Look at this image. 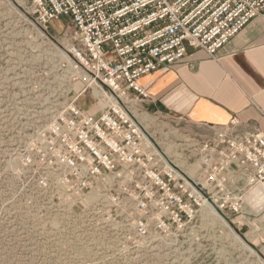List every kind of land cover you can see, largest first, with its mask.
Wrapping results in <instances>:
<instances>
[{
	"label": "built area",
	"instance_id": "2783aa9c",
	"mask_svg": "<svg viewBox=\"0 0 264 264\" xmlns=\"http://www.w3.org/2000/svg\"><path fill=\"white\" fill-rule=\"evenodd\" d=\"M26 2L47 33L51 21L66 18L61 35L49 34L61 39L75 64L69 81L78 79L79 68L88 86L98 88L96 98L107 96L98 112L83 107L79 95L48 106L49 120L16 146L45 256L71 264H132L157 239L190 234L206 205L234 224L245 215L264 218V132L238 129L234 118L191 137L185 143L196 166L191 177L173 166L133 110L152 99L143 76L181 62L189 48L216 59L254 18L264 17V0ZM210 241L213 250L222 245ZM221 251L207 255V263L226 261Z\"/></svg>",
	"mask_w": 264,
	"mask_h": 264
},
{
	"label": "rangeland",
	"instance_id": "374dc122",
	"mask_svg": "<svg viewBox=\"0 0 264 264\" xmlns=\"http://www.w3.org/2000/svg\"><path fill=\"white\" fill-rule=\"evenodd\" d=\"M66 23L65 17L51 21L49 33L61 35ZM49 33L33 22L26 0H0V264L63 263L44 255L40 234L31 219L32 199L20 182L16 146L32 129L49 120L48 106L76 95L90 112H98L102 106L101 99L96 98L98 88L88 86L85 72L78 68V79L69 81L70 64H75L61 39L53 40ZM133 110L146 117L145 124L158 148L165 152L171 146L170 158L194 175L196 166L191 164L185 143L191 137L202 138L209 130L154 115L142 104H134ZM238 219L234 224L220 215L219 221L210 224L200 217L190 234L176 241L157 239L156 247L138 253L132 264H195L196 258L208 264L207 255L214 258L222 247L227 260L219 264H264V218L245 215ZM211 238L222 240L215 252Z\"/></svg>",
	"mask_w": 264,
	"mask_h": 264
},
{
	"label": "crops",
	"instance_id": "0c3cea01",
	"mask_svg": "<svg viewBox=\"0 0 264 264\" xmlns=\"http://www.w3.org/2000/svg\"><path fill=\"white\" fill-rule=\"evenodd\" d=\"M157 116L184 120L198 128L225 127L264 132V17L254 18L223 46L216 59L189 48L186 57L143 76Z\"/></svg>",
	"mask_w": 264,
	"mask_h": 264
},
{
	"label": "bare ground",
	"instance_id": "6f19581e",
	"mask_svg": "<svg viewBox=\"0 0 264 264\" xmlns=\"http://www.w3.org/2000/svg\"><path fill=\"white\" fill-rule=\"evenodd\" d=\"M61 54V56L62 57H65V55L63 54V53H60ZM66 58V57H65ZM68 58V57H67ZM67 60V59H66ZM68 61V60H67ZM71 61H69V63H70ZM78 73V72H77ZM98 92V91H97ZM106 103H107V97L106 96H104V100H102V106H104V105H106ZM101 106V107H102ZM134 113H135V116L140 120V122L143 124V126H144V128L149 132V130H148V126H147V124H145V121H146V117L144 118V116H140V115H138V114H136V112L134 111ZM150 133V132H149ZM151 135V134H150ZM152 136V135H151ZM149 137V136H148ZM149 139H150V137H149ZM156 140V139H155ZM164 152V151H163ZM171 152V146H169V147H167V148H165V152H164V154L170 159V160H172L171 158H170V156L168 155L169 153ZM172 162L178 167V168H180V169H182V170H184L186 173H188L189 174V172L187 171V170H185L184 168H183V164L181 163V162H179V161H177V160H172ZM191 177L193 176L192 174H189ZM223 217V216H222ZM202 218L204 219V221H206V222H215V221H219L220 220V215H219V213L216 211V210H214L212 207H210L209 205H206L205 207H204V209H203V211H202ZM241 218V217H240ZM224 220V219H223ZM225 221V220H224ZM235 221H240V219H238V220H235ZM243 221H245L244 219H243ZM241 222H242V220H241ZM212 223H210V224H212ZM251 233H253V232H251ZM255 234V233H254ZM249 235V234H248Z\"/></svg>",
	"mask_w": 264,
	"mask_h": 264
},
{
	"label": "water",
	"instance_id": "95a60500",
	"mask_svg": "<svg viewBox=\"0 0 264 264\" xmlns=\"http://www.w3.org/2000/svg\"><path fill=\"white\" fill-rule=\"evenodd\" d=\"M173 166L177 168V166H176V165H174V164H173Z\"/></svg>",
	"mask_w": 264,
	"mask_h": 264
}]
</instances>
